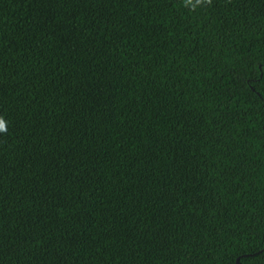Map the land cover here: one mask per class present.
Returning <instances> with one entry per match:
<instances>
[{"label":"trees","instance_id":"1","mask_svg":"<svg viewBox=\"0 0 264 264\" xmlns=\"http://www.w3.org/2000/svg\"><path fill=\"white\" fill-rule=\"evenodd\" d=\"M0 264H264V0H0Z\"/></svg>","mask_w":264,"mask_h":264},{"label":"clouds","instance_id":"2","mask_svg":"<svg viewBox=\"0 0 264 264\" xmlns=\"http://www.w3.org/2000/svg\"><path fill=\"white\" fill-rule=\"evenodd\" d=\"M210 2V0H209ZM7 125L4 118L0 117V133H7Z\"/></svg>","mask_w":264,"mask_h":264},{"label":"water","instance_id":"3","mask_svg":"<svg viewBox=\"0 0 264 264\" xmlns=\"http://www.w3.org/2000/svg\"><path fill=\"white\" fill-rule=\"evenodd\" d=\"M237 264H240V260H239V258L237 259Z\"/></svg>","mask_w":264,"mask_h":264}]
</instances>
